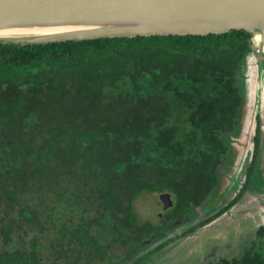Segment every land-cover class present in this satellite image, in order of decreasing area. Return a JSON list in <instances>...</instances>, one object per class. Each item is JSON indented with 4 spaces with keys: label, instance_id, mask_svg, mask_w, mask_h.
I'll list each match as a JSON object with an SVG mask.
<instances>
[{
    "label": "trees",
    "instance_id": "obj_1",
    "mask_svg": "<svg viewBox=\"0 0 264 264\" xmlns=\"http://www.w3.org/2000/svg\"><path fill=\"white\" fill-rule=\"evenodd\" d=\"M249 39L0 44V264L116 261L114 244L163 228L137 220L142 191L170 194L168 221L197 205L227 151ZM240 258L264 264L259 248Z\"/></svg>",
    "mask_w": 264,
    "mask_h": 264
},
{
    "label": "water",
    "instance_id": "obj_2",
    "mask_svg": "<svg viewBox=\"0 0 264 264\" xmlns=\"http://www.w3.org/2000/svg\"><path fill=\"white\" fill-rule=\"evenodd\" d=\"M250 34L236 76L241 97L226 155L209 195L109 264H132L215 214L239 193L254 152L258 122L264 132V0H0V44H47L152 35ZM259 120V121H258ZM163 209L169 193L159 194Z\"/></svg>",
    "mask_w": 264,
    "mask_h": 264
},
{
    "label": "rangeland",
    "instance_id": "obj_3",
    "mask_svg": "<svg viewBox=\"0 0 264 264\" xmlns=\"http://www.w3.org/2000/svg\"><path fill=\"white\" fill-rule=\"evenodd\" d=\"M259 206H261V201L254 202L248 196L243 197L232 208L236 215L232 222L222 219V222L219 221L218 226L216 225L211 227L210 231L206 230L205 233L204 231H200V229H197L194 233L189 235L188 238H181L179 236L175 237L174 239L169 240L164 244L156 247L155 249L156 251H158L157 255L153 254L151 257V259L153 258V260L150 263H147L201 264L204 260V254L211 244L218 243L219 241L227 237H232L231 241L233 243V247H237V245L239 244L243 245L247 243L251 240V237H253L251 234L253 232V226L250 225L253 220L250 217L244 216H246V214H249V211L251 209H255ZM133 209L139 222L148 221L153 224L163 223L162 218L165 217L166 209H163L162 203L159 199V195L155 192L142 191L133 200ZM256 221H258V219ZM236 222L238 225H235ZM232 226H237V228L234 231L229 230ZM232 232L234 235L230 236ZM96 234V238L99 242H108L106 241L105 233L103 234L97 232ZM133 236L134 233H131V239L134 238ZM126 245L128 247L129 243L125 244V246ZM125 246H123V244L116 243L111 247L110 253L118 255L132 249L131 247L128 250L122 251ZM224 253H227L225 249L219 251L218 254L221 255ZM147 263L141 262L140 264Z\"/></svg>",
    "mask_w": 264,
    "mask_h": 264
},
{
    "label": "flooded vegetation",
    "instance_id": "obj_4",
    "mask_svg": "<svg viewBox=\"0 0 264 264\" xmlns=\"http://www.w3.org/2000/svg\"><path fill=\"white\" fill-rule=\"evenodd\" d=\"M259 130L260 132L257 131V133L254 136L255 143H254L253 158H252L250 165L247 168L245 182L243 186L241 187L239 193H237V195L227 205L221 208L218 212H216L215 214L209 215L199 224L193 226L192 228L187 230L185 233H183L181 236H179L181 238H184V237L188 238L189 235L194 233L195 230L197 229H200V231H204L205 233L206 230L210 231L211 227L216 226V225L218 226L219 221L222 222V219L232 222L234 218L236 217L235 212L232 210V208L236 205V203L240 199H242L245 196H248L254 202L261 201V206L256 207L255 209H251L249 211V214H246V216H244V217H250L253 220V222L250 224L251 226H253L252 228L253 232L251 233L253 237H251V240L248 241L247 243L243 245L239 244L237 245V247L235 246L233 247V243L231 241L232 237H227L219 241L218 243L209 245V248L204 254L205 256H204V260L202 261L203 263L201 264H240V259H241L240 257L243 255V253L247 249L252 252V251L257 250V248H259L260 252L264 253V132L261 128V125H259ZM225 142H226V139H225ZM222 160H223V157L220 159L218 165L215 167V175H216L215 182L211 185V187L208 189L205 195L201 198L198 204H200L209 195L212 188L216 185L217 183L216 170L220 166V163ZM155 193H157L158 195L160 194V192L159 193L155 192ZM257 219L258 221H256ZM172 220L174 219H171L168 221L167 219L163 217L162 218L163 223L161 224L162 227L165 224L170 223ZM235 225H238L237 222ZM236 228L237 226H232L230 227L229 230L234 231ZM232 235H234L233 232L230 234V236ZM149 236H151V234ZM224 249L227 251V253L219 255L218 254L219 251L224 250ZM157 253L158 251L154 249L151 252L143 255L138 260L134 261L132 264H140L141 262L150 263L153 260V258L151 259L152 255L153 254L157 255ZM111 262L112 261L110 260V261L104 262L103 264H109Z\"/></svg>",
    "mask_w": 264,
    "mask_h": 264
}]
</instances>
